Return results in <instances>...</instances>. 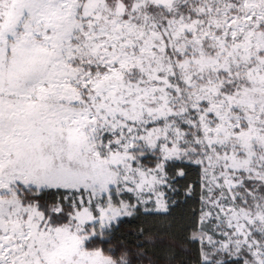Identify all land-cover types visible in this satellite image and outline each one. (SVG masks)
Segmentation results:
<instances>
[{"label": "snow or ice", "instance_id": "1", "mask_svg": "<svg viewBox=\"0 0 264 264\" xmlns=\"http://www.w3.org/2000/svg\"><path fill=\"white\" fill-rule=\"evenodd\" d=\"M0 264H264V0H0Z\"/></svg>", "mask_w": 264, "mask_h": 264}]
</instances>
